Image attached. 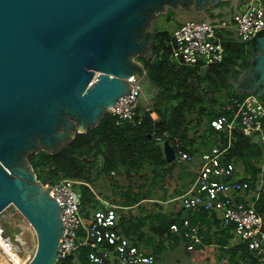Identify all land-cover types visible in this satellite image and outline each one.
Returning a JSON list of instances; mask_svg holds the SVG:
<instances>
[{
    "label": "water",
    "instance_id": "1",
    "mask_svg": "<svg viewBox=\"0 0 264 264\" xmlns=\"http://www.w3.org/2000/svg\"><path fill=\"white\" fill-rule=\"evenodd\" d=\"M214 1L0 0V214L13 205L36 231L37 248L26 264H56L64 229L61 208L29 157L53 154L98 126L132 75L144 76L142 89L155 98L159 87L136 61L153 55L147 21L167 5L193 11ZM255 42L249 72L256 78L245 91L263 95L264 33ZM230 83L238 86L231 76ZM62 130L72 133L68 141ZM163 150L167 162L177 159L168 139Z\"/></svg>",
    "mask_w": 264,
    "mask_h": 264
},
{
    "label": "built area",
    "instance_id": "2",
    "mask_svg": "<svg viewBox=\"0 0 264 264\" xmlns=\"http://www.w3.org/2000/svg\"><path fill=\"white\" fill-rule=\"evenodd\" d=\"M227 22L236 24L242 41L253 43L264 33V3H253L245 11L232 15L228 21L225 19L220 24L225 25ZM218 31V25L213 21L189 19L182 22L173 30L170 42L172 57L188 66L209 67L221 63L226 47ZM139 65L143 68L142 63ZM143 71L146 72L144 68ZM142 85V76H130L128 91L108 109V114L114 118L116 125L125 122L133 126L140 125L144 114L152 111L150 104L143 108L140 106ZM226 110L229 120L223 116L211 120V125L216 130L227 131L231 139L238 124L245 135L257 136L264 143V102L257 92L229 97ZM158 140L164 143L160 137ZM230 145L231 141L223 148L214 145L202 153L193 183L178 198L187 211L220 213L222 225L233 226L243 245L251 251L260 250L264 246V219L257 210L255 201L245 199V195L252 189L251 183L238 175L234 161H225V153ZM175 149L180 162L193 158V154L179 147V144ZM79 184L80 181L71 178L44 184L61 208L64 227L56 264H69L70 259V264H82L80 249L84 246L91 247L87 255L90 264H104L112 257H116L121 264H152V255L132 244L116 229L115 205L94 210L88 224L85 223ZM170 230L185 240L189 251L204 242L201 223L193 222L188 216L182 217L181 221L171 222ZM27 262L28 259L20 254L11 236L0 223V264Z\"/></svg>",
    "mask_w": 264,
    "mask_h": 264
},
{
    "label": "trees",
    "instance_id": "3",
    "mask_svg": "<svg viewBox=\"0 0 264 264\" xmlns=\"http://www.w3.org/2000/svg\"><path fill=\"white\" fill-rule=\"evenodd\" d=\"M170 17L173 20L172 12ZM171 40L170 31L157 28L151 36L153 55L150 58L139 57L152 83L159 87L156 103L151 112L144 114L142 123L137 126L128 122L116 125L114 118L107 114L98 126L77 134L69 144L55 153L40 150L32 154L29 160L39 180L44 184L56 183L64 178L82 180L80 197L85 196L84 202H91L92 191L86 183H94L90 181L94 159L96 160V158L92 160L93 154L98 157L105 149L108 151L105 162L108 172H111L114 165L120 161L129 163L140 158L145 159L146 162L155 164L154 173L158 180H165L169 169L172 174L185 172L187 167L178 159L171 163L167 162L163 143L158 137L162 140L168 139L175 148L179 140L181 143L179 147L194 154L200 149L193 144L199 135L208 150L214 145L226 147L231 141L225 153V161L242 163L248 174L242 178L248 180L251 187L256 185L260 173L257 163L264 158V143L245 135L238 124L231 139L227 131L216 130L211 125V120L217 116L230 119L226 110L229 97L247 94L233 88L229 80L230 76L236 77L235 66L242 68L252 66L247 61L251 56L250 51L242 43L224 41L226 52L221 63L209 66L206 71H201L200 67L179 68L172 58ZM255 44L254 41L253 45ZM230 49L235 51L233 55L229 54ZM143 68L138 67V70L141 72ZM243 85L250 87L248 80L244 81ZM261 99L264 102V94ZM166 105L170 106L168 110ZM194 177L192 175L191 181ZM160 225L161 229L171 232L170 223ZM228 227L234 230L233 226ZM247 250L249 251L248 248ZM90 251L89 246L80 249L82 264L90 263L87 259ZM250 251L248 260L257 259L255 255L257 253ZM70 263L72 259L69 260Z\"/></svg>",
    "mask_w": 264,
    "mask_h": 264
},
{
    "label": "crops",
    "instance_id": "4",
    "mask_svg": "<svg viewBox=\"0 0 264 264\" xmlns=\"http://www.w3.org/2000/svg\"><path fill=\"white\" fill-rule=\"evenodd\" d=\"M247 1L217 0L207 3L202 8L195 7L193 11L189 8L179 9V11L171 8V12L174 14V20H171V29L167 25L160 26L159 29L170 31L173 34L175 27L189 19L213 21L218 25V32L223 42L235 41L246 44L251 53L254 48L253 43L242 41L234 22H227L225 25L220 24L223 20L226 19L228 21L232 15L245 11L253 4H248L246 3ZM258 1L262 0H255L254 3ZM251 57L252 53L247 59L249 63H251ZM173 60L180 66L179 68L188 66L182 65L174 58ZM191 67H200L201 71H206L208 68L202 66ZM251 68L252 66L249 68L235 66L237 73L242 69L243 72L241 71V76L235 78L239 87L232 85L233 88L240 92L248 93L243 88H240V85L247 77L243 73H248ZM249 74L252 77L250 72ZM252 88L253 84L249 89ZM154 102L153 98L146 97L145 91L142 89L141 108L149 104L153 105ZM254 138L258 139L257 136H254ZM202 140L203 138L198 135L197 140H194L193 144L194 146H199V151L193 154L191 160L183 161L193 170L196 167L198 169L202 153L208 150V147L203 145L204 141ZM105 151L106 149L98 157H95L94 154L91 156L92 160L94 158L96 160L94 159V172L90 173V181H95L96 186L86 183L92 191V201L86 202L84 207H82L86 224H88L94 210L106 209L111 205H115L117 207L116 229L132 244L137 245L148 255H152L154 257L152 264H264V246L262 249L255 251L257 254H254L257 259L248 260L247 256L250 257V250L248 251L246 246L240 242L234 230L222 225L220 213H209L202 210L187 211L182 207L178 197L189 189L194 180L186 181L187 179L182 175L178 179H172L173 181H171V169H169L165 180H158L154 173L155 164L146 162L142 158L129 163L120 161L117 165H114L111 172H108L105 162L109 153ZM196 173H193V176L196 177ZM175 174L178 177V172H175ZM241 177L244 176L242 175ZM77 181H80L78 189L81 190L82 180ZM263 182L257 181L256 185L252 186L251 191L245 195V199L247 201L252 199L255 201L256 208L258 209L259 207L258 210L264 219ZM185 216L190 217L193 222H200L202 234L204 235L203 244L191 251L186 248L184 239L173 232L161 229L160 225V223L181 221L182 217ZM104 264L121 263L116 257H112Z\"/></svg>",
    "mask_w": 264,
    "mask_h": 264
},
{
    "label": "rangeland",
    "instance_id": "5",
    "mask_svg": "<svg viewBox=\"0 0 264 264\" xmlns=\"http://www.w3.org/2000/svg\"><path fill=\"white\" fill-rule=\"evenodd\" d=\"M254 2H255V0H248L246 3L250 4V3H254ZM258 2H260V1H258ZM171 8H172L171 6L167 5V10L162 8L161 10L156 9L153 12V17L147 21L148 23L144 29V33H145L147 39H149V34H151V30H153V32H154V30H156L157 28H160V26L167 25L168 28L171 29V17H170ZM173 20H174V14H173ZM152 25H154V27H152ZM244 45H245V48L248 49V46L246 44H244ZM149 50H150V47H148V49L145 53H149ZM234 53H235V51L230 49L229 54L233 55ZM139 57H142V56H139ZM139 57H136V61H138L137 62L138 65H139V63H141V61L139 60ZM144 57H147V55ZM248 70H250V69H248ZM241 71L243 72V69ZM241 71H239V73L236 74L235 78H237V76H241V73H242ZM243 74H247V73L245 72ZM142 78H144V76H142ZM235 78H233V79L235 80ZM156 96H155V98H153V100L155 101L154 104L156 103V100H155ZM146 97H147V95H146ZM154 104L151 106L153 107ZM169 108H170V106L168 105L166 107V110H168ZM106 115H107V113H106ZM62 133L65 134V138H63V141H68L72 137L71 132H65L64 130H62ZM254 139L256 140V138H254ZM178 142L181 145L179 140H178ZM184 164L186 165L187 163H184ZM188 165H189V163H188ZM235 165H236V171H237L238 175H241V176L242 175L243 176L248 175L245 172V169H244V166L242 163H238ZM186 167H187V170H185V172L179 171L178 177L175 174V172H173L171 174V177H173L172 179L176 180L180 176L183 175V177H185V179H187L186 181H190L193 173L194 174L196 173L197 167L194 170L191 169L187 165H186ZM257 167L260 169V173L258 174V181H264V158L260 162L257 163ZM172 179H171V181H173ZM194 179H195V177H194ZM92 184L95 185L96 184L95 181ZM263 185H264V182H263ZM81 189H82V187H81ZM85 199H86L85 196H84V198L82 197L83 203L81 204V207H84V205L86 204V202H84ZM82 215H83V211H82ZM0 223L5 228V232L11 236L13 243L16 244L17 248L20 250V254L25 255V257L29 261L34 256L36 248H37V235L35 234V232H34L35 230L32 227V225L26 220V218L22 215V213L13 205L7 207L0 214ZM17 257L21 258V256L19 254H17Z\"/></svg>",
    "mask_w": 264,
    "mask_h": 264
},
{
    "label": "bare ground",
    "instance_id": "6",
    "mask_svg": "<svg viewBox=\"0 0 264 264\" xmlns=\"http://www.w3.org/2000/svg\"><path fill=\"white\" fill-rule=\"evenodd\" d=\"M100 114H97V116H93L91 117L90 119L88 120H85V121H80V123L78 124V129H82L83 127H85L86 125L88 124H93L95 121L98 120V117H99ZM33 227V226H32ZM35 234H36V231H34ZM37 235V234H36Z\"/></svg>",
    "mask_w": 264,
    "mask_h": 264
},
{
    "label": "flooded vegetation",
    "instance_id": "7",
    "mask_svg": "<svg viewBox=\"0 0 264 264\" xmlns=\"http://www.w3.org/2000/svg\"><path fill=\"white\" fill-rule=\"evenodd\" d=\"M252 75V74H251ZM246 78L243 80V82L244 81H247L248 80V83H249V86H252V84H253V80L255 81V76H256V74H254L252 77L250 76V74H249V72L246 74ZM243 82L241 83V85H240V88H243L244 90H249V87L248 86H244L243 85Z\"/></svg>",
    "mask_w": 264,
    "mask_h": 264
}]
</instances>
